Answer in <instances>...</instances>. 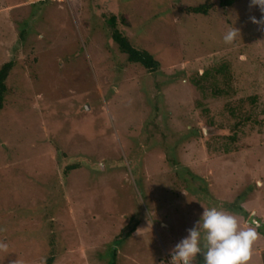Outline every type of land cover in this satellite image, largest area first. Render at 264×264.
I'll list each match as a JSON object with an SVG mask.
<instances>
[{
    "label": "rangeland",
    "instance_id": "obj_1",
    "mask_svg": "<svg viewBox=\"0 0 264 264\" xmlns=\"http://www.w3.org/2000/svg\"><path fill=\"white\" fill-rule=\"evenodd\" d=\"M220 2L0 0V264H166L203 207L264 224L261 13ZM112 16L159 71L128 63Z\"/></svg>",
    "mask_w": 264,
    "mask_h": 264
},
{
    "label": "clouds",
    "instance_id": "obj_2",
    "mask_svg": "<svg viewBox=\"0 0 264 264\" xmlns=\"http://www.w3.org/2000/svg\"><path fill=\"white\" fill-rule=\"evenodd\" d=\"M258 8L261 17L249 19L264 31V0H250L249 9ZM240 38V30L230 28L223 36L225 44ZM203 207V206H202ZM264 226L255 214L241 224L235 214L217 207H203L200 219L187 229L188 235L170 250V264H193L198 254L204 264H251L253 248ZM6 247V245H0Z\"/></svg>",
    "mask_w": 264,
    "mask_h": 264
},
{
    "label": "trees",
    "instance_id": "obj_3",
    "mask_svg": "<svg viewBox=\"0 0 264 264\" xmlns=\"http://www.w3.org/2000/svg\"><path fill=\"white\" fill-rule=\"evenodd\" d=\"M236 1L237 0H221L220 5L228 7L236 3ZM211 8L212 5H210L209 3H204L192 7L191 9H189V13L194 15L207 16ZM123 23H125V21H123ZM108 26L111 32L113 42L116 44L120 52L126 56L128 63L141 65L150 73L159 71L160 63L147 50L143 48H137L132 44L130 39L126 35H124V33L119 29L118 18L116 16H112L108 19ZM15 66L16 63L10 61L2 65V67L0 68V112L3 109V104L9 92L6 82L8 76L10 75L11 71L15 68ZM234 138L235 137L230 139L231 143L236 142V139ZM137 226H138V222L135 220V218H131L130 224L123 231L121 238L123 239L130 238L132 234L135 232ZM51 261L52 259H50L48 262ZM111 264H115V263L113 262Z\"/></svg>",
    "mask_w": 264,
    "mask_h": 264
},
{
    "label": "built area",
    "instance_id": "obj_4",
    "mask_svg": "<svg viewBox=\"0 0 264 264\" xmlns=\"http://www.w3.org/2000/svg\"><path fill=\"white\" fill-rule=\"evenodd\" d=\"M166 264H170V259H169V262H167Z\"/></svg>",
    "mask_w": 264,
    "mask_h": 264
},
{
    "label": "water",
    "instance_id": "obj_5",
    "mask_svg": "<svg viewBox=\"0 0 264 264\" xmlns=\"http://www.w3.org/2000/svg\"><path fill=\"white\" fill-rule=\"evenodd\" d=\"M88 108V107H87Z\"/></svg>",
    "mask_w": 264,
    "mask_h": 264
}]
</instances>
